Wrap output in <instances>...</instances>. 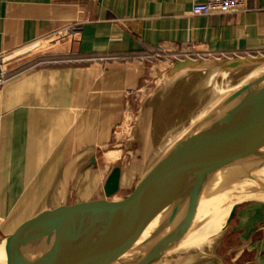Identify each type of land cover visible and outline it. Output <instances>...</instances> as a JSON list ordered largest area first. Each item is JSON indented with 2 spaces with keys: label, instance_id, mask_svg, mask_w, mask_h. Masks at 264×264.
I'll list each match as a JSON object with an SVG mask.
<instances>
[{
  "label": "crops",
  "instance_id": "1",
  "mask_svg": "<svg viewBox=\"0 0 264 264\" xmlns=\"http://www.w3.org/2000/svg\"><path fill=\"white\" fill-rule=\"evenodd\" d=\"M203 2L0 0L1 237L131 193L120 157L108 156L122 153L112 147L126 94L140 90L154 55L264 53V0L192 15ZM250 190L240 187L239 196ZM227 238L225 253L199 264H264V200L236 208Z\"/></svg>",
  "mask_w": 264,
  "mask_h": 264
},
{
  "label": "water",
  "instance_id": "2",
  "mask_svg": "<svg viewBox=\"0 0 264 264\" xmlns=\"http://www.w3.org/2000/svg\"><path fill=\"white\" fill-rule=\"evenodd\" d=\"M213 64L244 77L224 95L222 116L152 167L122 200L79 206L69 221L0 236V264H116L138 243L187 222L199 206L230 207L228 228L240 204L264 200V55L219 58ZM202 65L179 61L167 77ZM229 187L254 191L213 201Z\"/></svg>",
  "mask_w": 264,
  "mask_h": 264
},
{
  "label": "rangeland",
  "instance_id": "3",
  "mask_svg": "<svg viewBox=\"0 0 264 264\" xmlns=\"http://www.w3.org/2000/svg\"><path fill=\"white\" fill-rule=\"evenodd\" d=\"M186 59L201 60L204 65L202 70H207L209 73V79L206 81V86L203 90L191 89L188 94L200 95L203 94L208 100L213 93L222 95L226 94L232 87L235 86L244 77H239L232 72L221 71L218 72L213 67L214 58L207 55H199L198 52H174L169 56L164 54H156L147 61L148 76L145 78L140 90L136 91L128 101L127 117L124 126L118 132L116 143L112 148L119 150L121 154H111L108 157L116 155V159L120 157L119 171H123L127 176L128 188L126 192H132L143 176L163 158L168 156L167 152H162L159 156V141L160 136L157 138V130H160L162 123H173L175 116L181 112V103H178V97L182 93V89L175 97H171L172 93L180 87L182 81L189 79L190 76H194L196 69L185 71L180 73L178 77L174 76L168 78V72L173 66L180 61ZM185 82V81H184ZM177 87V89H176ZM184 88V87H182ZM215 91V92H214ZM182 95V94H181ZM211 95V96H210ZM168 100V101H167ZM205 101V98L203 99ZM170 105V107H168ZM172 108V109H171ZM170 109V110H169ZM170 112H175L171 115ZM169 113V116L166 114ZM165 114V115H164ZM181 115V114H180ZM164 126H162V129ZM179 128V127H178ZM167 153V155H166ZM170 154V153H169ZM113 159L112 161L116 160ZM108 160V158H107ZM149 168V169H148ZM259 199V198H256ZM229 228V226H228ZM223 236L221 243L229 242L227 239V231ZM204 237H201V239ZM205 239V238H204ZM235 240V239H234ZM197 241V240H195ZM203 247V246H202ZM201 247V248H202ZM228 243L226 245H219L214 251L207 250V246L200 250V256L198 258L199 263L205 261L214 260L225 253L228 249ZM191 251L193 249H190ZM197 251V249L195 248ZM209 254V255H208ZM149 258L147 262L141 264H156V259L151 260ZM172 260L167 264H186L183 261ZM188 262L187 264H190ZM194 263V262H193ZM198 263V264H199Z\"/></svg>",
  "mask_w": 264,
  "mask_h": 264
},
{
  "label": "bare ground",
  "instance_id": "4",
  "mask_svg": "<svg viewBox=\"0 0 264 264\" xmlns=\"http://www.w3.org/2000/svg\"><path fill=\"white\" fill-rule=\"evenodd\" d=\"M215 69L218 72L224 71L220 68ZM185 71L189 70H184L180 73ZM194 71H196V73H193L194 76H190L189 79L184 80L185 82L182 81L179 85L180 87L178 89L176 87L177 91L175 90L171 97L168 98L169 100L175 97L182 89V95L180 94L178 97V103L183 101L181 112L174 117L173 123L172 121L167 124L162 123L160 130H157V138L164 130L167 132L158 139L160 140L159 149H157L159 151L157 152L158 156L162 152H167L169 155V153L171 154L179 149L185 143L200 135L215 118H219L226 111L227 98H225L224 94H215L216 92L214 91L215 93H213V96L210 95L211 97L208 100L203 95L204 93L200 95L188 94L191 89L203 90L206 86V81L209 79L207 70L199 68ZM204 98L205 101L203 100ZM170 113L174 115L175 112ZM166 116H169V113ZM162 126H164L163 129ZM239 191L240 187L226 188V190L219 192L220 194H217L216 200L213 201L239 196ZM229 210L230 207L218 202H212L205 208L199 206L197 212L187 222L180 223L176 228L159 238L146 243H138L127 254L123 255L116 264H141L147 262L148 259L146 258L149 257H151V260L156 259V264H167L172 260H182L186 264L188 262H191L190 264H198V258L201 257V249L207 246V250L212 252L221 244L227 229L226 219L229 215ZM201 237L205 239H201ZM190 249L193 250L191 251Z\"/></svg>",
  "mask_w": 264,
  "mask_h": 264
},
{
  "label": "built area",
  "instance_id": "5",
  "mask_svg": "<svg viewBox=\"0 0 264 264\" xmlns=\"http://www.w3.org/2000/svg\"><path fill=\"white\" fill-rule=\"evenodd\" d=\"M247 0H205L203 3H194L191 8V13L194 16H219L224 14H231L238 11H243L246 9ZM257 55H264L260 52H239L232 53L230 55H217L211 54L214 59L219 58H244V57H255ZM120 61H129V58H120ZM180 61V60H179ZM0 80V84H2ZM135 93V91H130L126 94L127 101Z\"/></svg>",
  "mask_w": 264,
  "mask_h": 264
}]
</instances>
